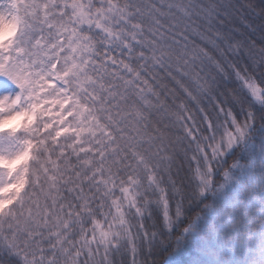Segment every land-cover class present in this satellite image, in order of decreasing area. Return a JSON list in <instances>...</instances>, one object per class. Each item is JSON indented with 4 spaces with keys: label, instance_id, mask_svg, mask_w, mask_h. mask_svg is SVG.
<instances>
[{
    "label": "clouds",
    "instance_id": "1",
    "mask_svg": "<svg viewBox=\"0 0 264 264\" xmlns=\"http://www.w3.org/2000/svg\"><path fill=\"white\" fill-rule=\"evenodd\" d=\"M126 2L116 23L141 53L131 85L99 72L97 42L64 25L56 0H0V204L13 201L0 264H24L17 220L66 210L96 168L114 185L98 212L114 239L95 232L82 264H264V0Z\"/></svg>",
    "mask_w": 264,
    "mask_h": 264
},
{
    "label": "snow or ice",
    "instance_id": "2",
    "mask_svg": "<svg viewBox=\"0 0 264 264\" xmlns=\"http://www.w3.org/2000/svg\"><path fill=\"white\" fill-rule=\"evenodd\" d=\"M128 9L129 5L126 0H56L55 7V15L61 18L65 26L71 25L73 30H76V25L80 23L87 26L88 31L82 38L85 40L94 39L97 42L98 58L95 63L99 72L110 75L114 80L122 81L123 85L133 83V79L124 77L123 73L135 75L136 61L141 55L140 49L137 47L135 33L123 26L122 22L116 23L117 19L123 21V15L128 12ZM135 27V24L131 25V28ZM93 29H95L94 32ZM8 75L11 79H15L10 73ZM0 86L7 87V85ZM103 87L104 85L101 84V88ZM253 91L255 94H259L254 87ZM84 111L86 112L87 109ZM211 127L212 124L209 123V128ZM236 130L241 136L244 135L238 125ZM57 135H64V132L61 131ZM227 136V146L231 148L235 138L231 133H228ZM31 147L29 145V148ZM86 150L81 149V151ZM27 156L28 153H25L11 161L10 166L14 169ZM83 163L87 165L90 161ZM107 172L111 180L116 179L111 169H108ZM104 173L105 169H95L91 178L92 182L96 183L97 174L101 178L96 188L84 190L83 185H73L72 190L75 192V196L72 197V201L75 206L73 203H69L66 210L61 209L58 212L45 214L36 220L31 218L17 220V229L22 232L24 243L27 246L26 255L23 257L24 264H55L56 253L65 257L68 264H82L80 252L83 247L89 246L90 240L95 239V232L99 231L106 241L114 239V233L105 231V225L99 223V209L103 207L104 198L114 188V185L109 186V179L104 178ZM131 182L135 183L136 181L133 179ZM100 184L104 185L103 189H100ZM119 184V190L127 198L129 207L135 205L134 210L138 216L142 217L143 212L137 205L139 196L131 192L123 180L119 181ZM22 189L23 182L17 190ZM4 191L7 192L8 189H4ZM93 192L96 194L92 195ZM91 201H95V204H92ZM11 203L13 201L7 200L0 204V212H3ZM112 204L117 210V227H123L127 223L125 214L119 211L118 201L113 200ZM177 214H179V210H177ZM165 218L168 220L167 211H165ZM89 224L94 225L92 232H88ZM8 227L10 230L12 229L11 224ZM2 229L3 224L0 223V231ZM11 246L12 242L9 241V247ZM96 251L98 250L89 247L88 255L91 257L95 255ZM104 256H107V252L104 253Z\"/></svg>",
    "mask_w": 264,
    "mask_h": 264
}]
</instances>
